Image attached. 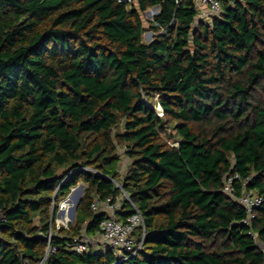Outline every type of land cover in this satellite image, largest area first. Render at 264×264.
<instances>
[{
    "label": "trees",
    "instance_id": "trees-1",
    "mask_svg": "<svg viewBox=\"0 0 264 264\" xmlns=\"http://www.w3.org/2000/svg\"><path fill=\"white\" fill-rule=\"evenodd\" d=\"M195 15L193 0H0V264H38L51 204L77 185L46 264H264V0ZM236 174L234 197L263 199L249 223L222 190ZM122 192L118 214L143 216L137 252L69 249L98 233L93 199Z\"/></svg>",
    "mask_w": 264,
    "mask_h": 264
},
{
    "label": "built area",
    "instance_id": "built-area-1",
    "mask_svg": "<svg viewBox=\"0 0 264 264\" xmlns=\"http://www.w3.org/2000/svg\"><path fill=\"white\" fill-rule=\"evenodd\" d=\"M118 2H124L125 4L132 5L135 0H117ZM222 1L223 0H193L196 9L195 21H205L210 23L214 17L220 16L222 12ZM156 111L158 115H162V109L160 106H157ZM175 145V144H173ZM238 175L228 177L222 188L223 192L228 195H231L235 198L246 211L245 223H249L253 218V211L262 203V196L256 194L252 191H244L241 196L234 197V187L233 180L237 178ZM119 186V184H116ZM73 191L71 188L70 193L59 200L54 205V202L51 204L55 212V216L50 221V229L47 234V251L44 257L38 262V264H46L45 260L47 254L50 250V238L52 234L53 226L55 229L67 228L69 223H73L69 217V209L72 205L69 202L70 194ZM126 197L125 193L116 196L114 199L98 200L97 198L93 199L90 204V209L92 212L104 213L105 217L99 223L98 234L100 235V247L103 249L111 248L117 255H126L133 254L137 252L140 248L144 235H145V226L143 216L137 208L133 206V212L125 217L118 214L121 209L122 198ZM63 212V215L58 216L59 212ZM0 218H3L2 210L0 208ZM75 218V217H74ZM140 230L136 234V230ZM255 237V235H253ZM96 239L90 235H87L85 232H82L79 236L75 237L73 242L69 245V249H72L76 252L82 253L89 249Z\"/></svg>",
    "mask_w": 264,
    "mask_h": 264
},
{
    "label": "rangeland",
    "instance_id": "rangeland-1",
    "mask_svg": "<svg viewBox=\"0 0 264 264\" xmlns=\"http://www.w3.org/2000/svg\"><path fill=\"white\" fill-rule=\"evenodd\" d=\"M134 5H136V0L135 2L133 3ZM151 8H149L148 10H146L145 12L141 13L140 16L142 18V22H143V25L145 26V28H148V20H150L152 18V15H151ZM197 23L194 24V26H196ZM146 33H149V35H145ZM144 34V40H146V38H150V36L152 35V33L150 31H146ZM174 134V129L173 127H169V128H165L164 130H162L160 136L162 139L166 140L169 144H176V142H174L173 138L171 137L172 135ZM119 151V154L121 155V162L119 164V168L121 169L122 173L123 174L126 169H127V165L129 163V159L124 155V148L122 147H119L118 149ZM139 229L136 230V234L139 233Z\"/></svg>",
    "mask_w": 264,
    "mask_h": 264
},
{
    "label": "water",
    "instance_id": "water-1",
    "mask_svg": "<svg viewBox=\"0 0 264 264\" xmlns=\"http://www.w3.org/2000/svg\"><path fill=\"white\" fill-rule=\"evenodd\" d=\"M156 13L152 14L155 15ZM145 35H149V33H146ZM150 38H146V40H149ZM82 191H83V185H77L73 187V191L70 194V199L69 202L72 203L70 209H69V217L70 219L73 221L74 217H75V213H76V208L77 205L81 199V195H82ZM54 214V209L52 208L51 210V216ZM63 215V212H59L58 216ZM52 219V218H51ZM52 222V220H50Z\"/></svg>",
    "mask_w": 264,
    "mask_h": 264
},
{
    "label": "crops",
    "instance_id": "crops-1",
    "mask_svg": "<svg viewBox=\"0 0 264 264\" xmlns=\"http://www.w3.org/2000/svg\"><path fill=\"white\" fill-rule=\"evenodd\" d=\"M158 10H159V8H158V6H154V7H152L151 8V15L152 14H154V13H157L158 12ZM153 16V15H152ZM119 171L122 173V171H121V169L119 168ZM90 236H92V237H94L95 239H96V241L92 244V246L94 245V246H100V241H101V239H100V235L97 233V234H95V235H90Z\"/></svg>",
    "mask_w": 264,
    "mask_h": 264
},
{
    "label": "clouds",
    "instance_id": "clouds-1",
    "mask_svg": "<svg viewBox=\"0 0 264 264\" xmlns=\"http://www.w3.org/2000/svg\"><path fill=\"white\" fill-rule=\"evenodd\" d=\"M197 22H199V21H197ZM197 22H196V21H194V24H195V23H197Z\"/></svg>",
    "mask_w": 264,
    "mask_h": 264
}]
</instances>
